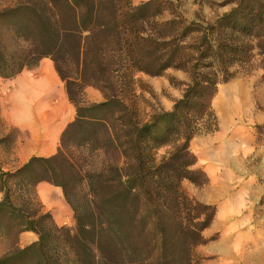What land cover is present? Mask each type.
Wrapping results in <instances>:
<instances>
[{"label":"trees","instance_id":"1","mask_svg":"<svg viewBox=\"0 0 264 264\" xmlns=\"http://www.w3.org/2000/svg\"><path fill=\"white\" fill-rule=\"evenodd\" d=\"M222 3L233 5L212 19L161 16L174 15L170 0H14L0 9V77L49 57L76 111L54 154L13 171L0 165V264H193L216 208L182 187L208 182L189 143L218 128V84L255 69L264 79V0ZM167 68L189 82L171 109L144 119L125 93L136 72ZM85 85L104 100L76 99L73 88L81 96ZM39 182L60 187L73 229L43 211ZM24 231L37 240L20 247Z\"/></svg>","mask_w":264,"mask_h":264},{"label":"rangeland","instance_id":"2","mask_svg":"<svg viewBox=\"0 0 264 264\" xmlns=\"http://www.w3.org/2000/svg\"><path fill=\"white\" fill-rule=\"evenodd\" d=\"M143 1L146 0H133V4ZM170 1L173 6L172 10H175L174 15L166 10L161 16H184L187 19L204 16L206 19H212L229 10L233 5V3L223 4L222 2L225 0ZM13 2L14 0H0V9ZM40 62L52 63L49 57L40 59L38 64ZM15 77H0V165L5 171L16 167L13 149L17 142L22 141L25 136L24 132L14 127L5 117ZM134 81L133 89L125 93L127 100L135 104L142 118L147 119L153 111L171 109L174 101L181 97L186 83L189 82V75L179 69L167 68L160 75L136 72ZM60 83L65 90V82L60 79ZM73 91L77 94L76 99L82 97L87 103L104 100L100 89L92 85H85L81 96L78 94V89L73 88ZM65 94L67 95L66 90ZM211 106L218 119L217 133L214 132L216 133L214 137H209L208 135H211L209 133L206 134L207 137L202 134L194 136L190 141L189 148L198 162V164L196 162V166L199 165L197 167L204 171L201 167V159L206 156L207 159H210V157H215L217 152L223 151L222 161L217 163L218 170L213 172L215 177L217 176L221 180L226 176L235 177L237 180H243L246 177L247 182L257 184V147L264 150V79L262 70L255 69L248 74L240 72L231 80L218 84L217 91L211 99ZM230 162L234 164L235 168L244 172L236 173L235 168L229 164ZM209 173L211 172H205L207 178ZM182 187L187 194L199 200V187L187 180L182 182ZM240 195L242 204L230 216L238 218L239 223H236L232 228L225 227L223 222L216 221L212 224L203 233L205 238L212 240L210 239L207 243L195 248L193 264H264V197L259 206L257 198L251 195L249 189L241 191ZM2 196L3 192L0 191V199ZM37 198L41 202L38 195ZM41 205L43 211H50L42 202ZM216 209L222 210V205H216ZM224 209L227 210V206ZM50 212L58 225L74 228L75 223L69 207L63 217L60 216L57 209ZM260 217L262 221L257 223V218ZM225 237L227 245H221L222 239ZM26 238L25 241H20L18 238L20 247L37 240L36 234L31 231L26 233ZM219 242H221L219 248L215 249V244ZM3 250L4 246L0 245V254Z\"/></svg>","mask_w":264,"mask_h":264},{"label":"crops","instance_id":"3","mask_svg":"<svg viewBox=\"0 0 264 264\" xmlns=\"http://www.w3.org/2000/svg\"><path fill=\"white\" fill-rule=\"evenodd\" d=\"M46 63L51 65V69L46 67ZM13 83L10 104L5 117L14 127L25 133L22 141L19 140L13 149L16 167L12 170H15L31 156H50L56 152L63 129L75 117V108L65 94L60 78L50 62H40L35 68L23 69L13 79ZM213 133H209L211 135L208 136L214 137L217 132ZM202 135L207 137L206 134ZM222 153L223 151H220L215 154V157L207 159L206 156L201 159V167L205 172L211 173L208 174L207 184L199 187V201L214 205L215 208L216 205L221 204L223 208L222 210L216 209L213 221L203 233L216 221L223 222L227 228H232L239 223L238 218L230 216L242 204L241 191L249 189L251 195L257 198L259 206L264 197V150L257 147V184L247 182L246 177L243 180H237L232 176H226L223 180L215 177L213 172L218 170L217 163L222 161ZM229 164L235 168L232 162ZM235 170L236 173L244 172L237 167ZM36 193L43 205L50 211L56 209L51 207L50 203H55L60 207L58 210L60 216L67 211L69 206L63 198L60 187L47 182H39L36 185ZM225 206L227 210L224 209ZM261 221V217L257 218V223ZM26 233L28 231L19 235L20 241L27 239ZM222 241L221 245H227L226 237ZM221 242L215 244V249L219 248Z\"/></svg>","mask_w":264,"mask_h":264},{"label":"bare ground","instance_id":"4","mask_svg":"<svg viewBox=\"0 0 264 264\" xmlns=\"http://www.w3.org/2000/svg\"><path fill=\"white\" fill-rule=\"evenodd\" d=\"M46 67H47L48 69H51V65H50L49 63H46ZM49 205H50L51 207H55L57 210L60 209V207H59L57 204H55V203H50ZM66 213H67V211H66V212H63V213H62V216L66 215Z\"/></svg>","mask_w":264,"mask_h":264}]
</instances>
